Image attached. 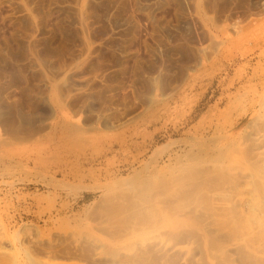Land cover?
Returning <instances> with one entry per match:
<instances>
[{
    "label": "rangeland",
    "instance_id": "obj_1",
    "mask_svg": "<svg viewBox=\"0 0 264 264\" xmlns=\"http://www.w3.org/2000/svg\"><path fill=\"white\" fill-rule=\"evenodd\" d=\"M0 264H264V0H0Z\"/></svg>",
    "mask_w": 264,
    "mask_h": 264
}]
</instances>
